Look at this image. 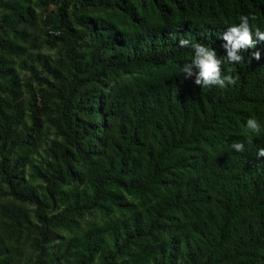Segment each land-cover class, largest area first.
I'll use <instances>...</instances> for the list:
<instances>
[{"label": "trees", "instance_id": "trees-1", "mask_svg": "<svg viewBox=\"0 0 264 264\" xmlns=\"http://www.w3.org/2000/svg\"><path fill=\"white\" fill-rule=\"evenodd\" d=\"M241 16L264 0H0V264H264V40L225 87L177 74Z\"/></svg>", "mask_w": 264, "mask_h": 264}, {"label": "clouds", "instance_id": "clouds-1", "mask_svg": "<svg viewBox=\"0 0 264 264\" xmlns=\"http://www.w3.org/2000/svg\"><path fill=\"white\" fill-rule=\"evenodd\" d=\"M222 40L224 41L222 48L225 50V55H218L214 47L206 44L192 43L185 38L180 39V46L191 47L194 55L179 67L177 74L182 73L190 77L195 73V83L201 86L225 87L227 84L234 83L231 75H222L221 65L225 60L236 63L244 59L241 50L254 47L258 40H264V30L259 26L252 25L248 16H241L238 23L227 26V29L222 33ZM255 55L257 59L260 58L259 52ZM260 127L261 125L255 117H249L246 120V128L252 132L259 131ZM231 148L237 152H243L245 140L233 142ZM257 155L264 157V147L259 149Z\"/></svg>", "mask_w": 264, "mask_h": 264}]
</instances>
